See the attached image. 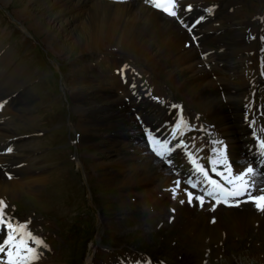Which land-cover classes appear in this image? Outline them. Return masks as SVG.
Returning a JSON list of instances; mask_svg holds the SVG:
<instances>
[{
	"label": "bare ground",
	"instance_id": "1",
	"mask_svg": "<svg viewBox=\"0 0 264 264\" xmlns=\"http://www.w3.org/2000/svg\"><path fill=\"white\" fill-rule=\"evenodd\" d=\"M0 1L8 6L13 0ZM209 1L213 0L192 2ZM214 1L220 8L218 16L222 25L219 28H228L227 31L224 30L227 39L209 41L210 45L204 44V48L191 43L188 32L181 30L171 19L152 10L142 0H18V3H27V6L15 11L21 22L28 21L31 30L37 35L45 36V42L52 52L60 56L70 52L79 56H101L95 66L90 62L81 68L72 69L68 81L75 114L79 118L77 125L81 133L80 143L84 146L90 144L85 153L92 161L88 172L109 187L115 186L120 190L118 200L123 201L124 209L120 213L121 221L132 214L130 207L135 206L140 211L151 209L152 214L148 212L150 221H157L162 225V230H181L183 237L180 238V243L186 248L181 261H178L186 264H195L196 261L200 263L202 254L210 251L211 244L224 242L228 235L242 238L249 229L264 228V212L257 209L254 202L242 204L238 209H228L219 204L216 207L210 199L204 197L201 201L181 183L182 178L177 174L181 169L186 171L189 166L186 161L183 162L172 151L164 161L166 167L148 151L145 145L147 138H142L145 128L158 127L161 121L165 122L176 116L178 107L172 106L173 110L169 109L172 114H169L168 110H162L158 104L146 105L139 102L135 88L143 91L150 84L147 79L152 75L147 77L145 73H137L121 65L125 63L122 61L127 55L133 56L146 64L152 72L163 75L167 83L188 98L190 104L200 107L216 124L219 135L215 141H208L204 131L198 129L201 132L199 134V131L191 130L189 134H199L188 139L192 160L198 165H206L211 172L216 169L211 175L217 182H220V178L215 173L221 175L223 172L227 175L230 166L232 173L238 174L251 165L255 171L251 177L252 187L248 191L255 196L263 195L264 177L254 168L255 161L261 164L257 160L261 156V147L257 145L260 126L256 117L250 116L254 95L250 96L249 89L257 79L264 78L263 60L261 56L254 57L253 54L246 58L247 47L235 51V46H241V43L233 38L234 31H240L241 35V31L250 26L255 27V23L244 21L234 11V7L238 5L237 0ZM259 9V5L254 7V14ZM67 13L69 17L63 21L61 18ZM64 23L74 25L68 31L62 28ZM256 23L260 25L258 20ZM208 27L210 30L214 29L212 25ZM251 30L248 29L254 36L255 32ZM6 52L4 55L9 59V51ZM203 55L208 56V59H202ZM25 69L17 66L20 73L14 82L11 80V71L0 70L5 96L10 97L20 92L17 105L28 102V96L29 100L33 97L27 83L29 73ZM129 87L132 88L129 90ZM159 88L160 86H156L155 89L161 95ZM156 101L159 102L158 99ZM14 104L13 100L11 105ZM6 108L4 105L0 117L8 119L10 115L12 119L0 125L1 140L3 136H19L20 133L16 131L20 124L24 123L27 130L32 128L36 120L32 113L18 110L16 106L13 110L9 105ZM179 113L180 120L190 128L185 112ZM135 114L141 118L142 128ZM36 132L38 130L28 131V134ZM9 133L16 134L8 135ZM119 137L125 139L117 140ZM18 143L19 140H13L9 144ZM199 144L207 148L206 152H199ZM4 147L0 143V148ZM35 147L37 146H33L31 140L24 141V145L20 146L25 154L21 159L28 166L25 169L16 167V170H10L13 177H6L4 172L16 159L10 158V154L0 156V197L13 201L21 196L36 200L41 197V188L48 185L50 172L35 154ZM25 148L28 151L26 153ZM166 149H171V146ZM213 160L216 161L215 164L212 163ZM78 166L84 168L81 161ZM189 192L193 194L191 199ZM210 218H215V222H211ZM141 228L146 230L144 236H152L153 226L146 224ZM35 248L39 252L40 247ZM39 255L38 260L22 257L24 264L49 262L40 252ZM42 257L44 258L41 259ZM90 260L91 257L87 264H90ZM0 264H8L6 251L0 253Z\"/></svg>",
	"mask_w": 264,
	"mask_h": 264
},
{
	"label": "rangeland",
	"instance_id": "2",
	"mask_svg": "<svg viewBox=\"0 0 264 264\" xmlns=\"http://www.w3.org/2000/svg\"><path fill=\"white\" fill-rule=\"evenodd\" d=\"M259 1H261L262 7ZM25 2L18 3V0H13L8 6H5L0 1V52L5 54L6 51H9L10 54L9 59L3 54L4 56L0 59V70L11 71L13 73L11 80L14 82L20 73H18L17 66L26 68L25 70L29 73L27 83L29 91L33 95V101L31 102L32 99L29 100L30 96H28V102L20 104L23 106L19 105V110L32 113L36 120L32 128L28 130L24 123L20 124V129L18 128L16 131V133H20L19 136L6 138L1 133L6 139L2 138L3 142L0 143L5 145L14 139L20 141L11 148L10 158L16 159V161L10 164V167L16 170L20 164L25 165L20 169H25L28 166L21 159V156L25 154L20 146L24 145V141L31 140L33 146H37L34 152L48 173L50 172V178L48 185L41 188L43 190L38 200L26 196H21L14 201L0 197V200L6 205L3 208L4 214L9 215L15 223V216H18L23 222L24 231L31 232L36 236L41 234L48 238H44V240L50 245L52 251L48 252L49 262L47 264H87L86 261L89 257H91L92 264H104V260L107 259L108 264H111L113 255L116 256L113 261L122 257L120 264H134L139 260L138 252L151 254L153 259L149 258L152 260H162L169 264H186L183 261V263H179L186 248L183 243H180V238L183 237L181 230L176 229L172 232L162 230L161 224L159 225L157 221H150L148 214H152L151 209L140 211L135 206L130 207L132 214H129L126 220L121 221L120 213L124 209L123 201L118 200L120 190L115 186H110V188L98 177L90 176L88 172L92 161L86 157L85 153L90 148V144L84 146L80 143L81 133L77 125L79 118L75 114L68 81L72 69L81 68L90 62L95 66L101 56L86 54L87 56L82 55V57L71 52L60 56L52 52L45 42L44 35H37L29 28L28 21L21 22L16 17V9L20 10L26 7L27 3ZM237 3L239 7L235 6L234 11L241 14V19L244 21H251V17H256L258 13L263 14L264 12V0H237ZM258 5L260 9L258 13L254 14L253 9ZM67 17H69L68 13L61 19L64 21ZM72 25L74 23H64L62 28L70 31ZM257 27L256 25L255 27L250 26L248 29L255 32ZM248 29L241 31V35L240 31L233 32V38H237V43H241V46H235V51L247 47L246 58L253 54L254 57L261 56L264 60V47L260 43V38L251 35ZM224 30L227 31L228 28ZM222 39H227V37L219 36L213 41ZM205 44L210 45L209 41ZM125 58L147 77L149 74L152 75L150 78L156 83L154 86H160L159 93L165 96L166 100L180 102L190 115V121L197 123L194 124L195 126L204 123L210 127L206 130H211L212 137L215 138L219 134L213 120L200 107L190 104L188 98L167 83L163 75L160 76L152 72L146 64L131 55H127ZM150 78L149 80H151ZM260 82L261 80H258L254 83V93L264 97V88ZM262 102V99L257 98V102L254 104L255 109L251 114L256 116L262 126L261 130L264 131ZM202 128L204 129V127ZM34 130H38V132L28 134V131ZM124 139V137H119L117 140L123 141ZM36 140L38 142L35 143ZM75 140L79 144L73 146L72 141ZM26 152L28 151L25 148ZM80 161L84 168L78 166ZM14 163L15 165H13ZM132 201L135 202V199ZM146 224L153 228L156 226L157 230L154 228L151 237L144 236L146 230L141 226ZM261 230L263 231L264 228H252L242 238L228 235V239L226 237L224 242L212 243L210 251L202 254V260L207 264H264V232ZM2 239L4 240L3 237ZM159 239L160 241H158ZM181 247L182 249H180ZM195 263H199V261Z\"/></svg>",
	"mask_w": 264,
	"mask_h": 264
},
{
	"label": "snow or ice",
	"instance_id": "3",
	"mask_svg": "<svg viewBox=\"0 0 264 264\" xmlns=\"http://www.w3.org/2000/svg\"><path fill=\"white\" fill-rule=\"evenodd\" d=\"M146 2L151 3L157 9H162L163 12L172 17H177V10L180 8L178 0H146ZM187 8L191 9L192 5H187ZM201 19H203V17H201ZM0 107H3V105L0 104ZM150 141L152 143L153 151H155L161 158L165 157V151H171V149H166L167 141L161 142L154 137H150ZM260 147L262 152H264V139L260 140ZM7 151L11 152L12 149L8 148ZM169 163H171V161H169ZM212 163L215 164L216 161L213 160ZM197 167L204 174L205 178L211 181L212 185L227 192V196L224 198L225 203H229L227 197H236L247 193L249 188L252 187L251 177L255 170L251 165L241 170L238 174H233L230 166L228 167L227 175L223 172L220 173L221 175H225V179L232 185L231 189H224L223 185L218 184L216 180L211 179L203 166L197 165ZM215 170L216 169H213V171ZM177 184H179V181ZM193 186L195 187V185ZM173 191H175V189H173ZM192 195L191 192L188 193L189 199H191ZM209 195H212V192H209ZM198 199L203 201V197H198ZM248 199L254 202L257 209L264 212V195H249ZM219 202V199H217V203ZM233 202L236 204L240 203L239 200ZM181 203H183V201H181ZM5 206L4 202L0 200V225H4L8 229L7 238L4 239L2 244H0V253L7 252L8 264H24L22 257H26L27 260H38L40 258L39 252L37 251V248L29 245V240H32L39 245H44V241L38 237H34L31 232L20 231L23 229V225H13L4 214L3 208Z\"/></svg>",
	"mask_w": 264,
	"mask_h": 264
}]
</instances>
